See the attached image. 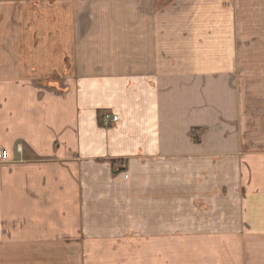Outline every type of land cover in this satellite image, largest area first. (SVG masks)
I'll return each mask as SVG.
<instances>
[{"label":"crops","instance_id":"obj_1","mask_svg":"<svg viewBox=\"0 0 264 264\" xmlns=\"http://www.w3.org/2000/svg\"><path fill=\"white\" fill-rule=\"evenodd\" d=\"M257 27L264 0H0V264H264Z\"/></svg>","mask_w":264,"mask_h":264},{"label":"built area","instance_id":"obj_2","mask_svg":"<svg viewBox=\"0 0 264 264\" xmlns=\"http://www.w3.org/2000/svg\"><path fill=\"white\" fill-rule=\"evenodd\" d=\"M102 120L106 125H112L119 121V117L114 114L106 113L103 115ZM5 159H6V152L0 150V160H5Z\"/></svg>","mask_w":264,"mask_h":264},{"label":"rangeland","instance_id":"obj_3","mask_svg":"<svg viewBox=\"0 0 264 264\" xmlns=\"http://www.w3.org/2000/svg\"><path fill=\"white\" fill-rule=\"evenodd\" d=\"M254 29L257 31V33H258V35H264V27H257V28H252L251 30L253 31V33H254ZM251 30H250V32H251ZM249 31H248V33H250ZM263 45H264V43H262Z\"/></svg>","mask_w":264,"mask_h":264}]
</instances>
